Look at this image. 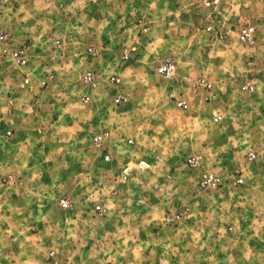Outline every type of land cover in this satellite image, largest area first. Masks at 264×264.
<instances>
[{
	"label": "rangeland",
	"instance_id": "374dc122",
	"mask_svg": "<svg viewBox=\"0 0 264 264\" xmlns=\"http://www.w3.org/2000/svg\"><path fill=\"white\" fill-rule=\"evenodd\" d=\"M91 1L113 7L110 28H91L98 38L73 32L71 10L47 12L59 0H0L9 34L0 36V127L13 131L0 136V257L2 248L19 264H264V0ZM143 15L144 34L129 24ZM35 17L50 27L44 43L25 25ZM61 19L69 31L56 30ZM246 26L250 41L239 36ZM23 44L25 62L13 54ZM165 58L178 66L173 79L156 73ZM85 67L106 71L89 104L78 96ZM106 75L121 79L124 104H112ZM139 157L152 168L122 175ZM205 171L221 177L218 188L200 187Z\"/></svg>",
	"mask_w": 264,
	"mask_h": 264
},
{
	"label": "built area",
	"instance_id": "2783aa9c",
	"mask_svg": "<svg viewBox=\"0 0 264 264\" xmlns=\"http://www.w3.org/2000/svg\"><path fill=\"white\" fill-rule=\"evenodd\" d=\"M202 1H203V5L206 7L222 5L223 3V0H202ZM93 2L95 1L93 0ZM71 17L72 15H70L69 19H71ZM128 23H125V25ZM129 24L133 25V27L139 26L140 32H142V34L146 33L149 30L148 21L146 20V17L144 15L138 17L134 21H130ZM129 30L130 28L125 27V31H129ZM254 32L255 29L253 26L243 27L239 34L240 39L243 41H250L253 38ZM0 36L2 39L5 40L9 39L8 33L2 32ZM51 44L56 48H62V51L58 53L59 56L65 54L63 47H65L66 42H65V37L63 35L61 36L59 35L53 38L51 40ZM74 44H76V42H74ZM31 52L32 50L27 45L23 44L22 46L16 48L13 51V54L16 57H18L19 61L22 60L23 62H25L24 59L27 56H30ZM85 53H87V56H89L90 58H96L99 56V50L95 45H90L86 49ZM56 55H57L56 53H49L50 57H56ZM130 56H131V50L124 49L122 51L123 58L127 59ZM177 70H178V66L175 63V61H173L171 58H165L161 60L156 66V73L163 79H173L177 73ZM105 72L106 71L104 67H100V68L85 67L83 68V70L79 72L78 80L81 88L79 89L78 96L83 103L89 104L95 100L96 97L95 91L100 85V80L103 78V75L101 74H104ZM105 81H107L108 84L112 86L111 93L112 91L116 90L113 93L112 104L114 106H120L124 104V102L127 100V95L122 92H118V87H120L121 85V79L117 75H106ZM29 82L30 80L26 78L24 82L21 83V85L25 86ZM204 85L211 86V83L206 82L204 83ZM48 86H49V79H44L41 81L40 87L46 88ZM185 104L186 103L184 100H180L177 103L179 107H184ZM217 119L218 118L216 117L215 120ZM12 133H13L12 129L10 128L5 129L0 127V136L4 135L5 137H10ZM92 142L98 149L102 151V153H104L105 159L108 160L111 158L112 153L109 149L106 150L107 141L103 134L96 133L95 135H93ZM124 144L128 146H132L134 144V139L132 137H129L126 139ZM255 156L256 154L254 152L249 153V158L251 160H253ZM188 162L190 165L198 166L201 161L194 156H190L188 158ZM151 168H152V163L148 158L139 157L134 160L132 159L129 160L128 162H125L121 167V173L124 176H129L136 171H149ZM243 181H244L243 177H238L235 182L237 184H240L243 183ZM221 183H222V179L219 175L211 171H205L202 174L199 185L203 189L212 190L218 188L221 185ZM68 204L69 203L67 200H62L63 207H67Z\"/></svg>",
	"mask_w": 264,
	"mask_h": 264
},
{
	"label": "crops",
	"instance_id": "0c3cea01",
	"mask_svg": "<svg viewBox=\"0 0 264 264\" xmlns=\"http://www.w3.org/2000/svg\"><path fill=\"white\" fill-rule=\"evenodd\" d=\"M60 1V4L62 5H55V6H60L59 8L55 7L54 5H52L54 2H51L49 3L50 5H45L46 7V10L47 12H50L52 11L53 12V9L55 8L56 10H60V8H62V10H71L72 13V17L70 19V22L69 23H72L73 27L76 28V31H73V32H78L81 36V33H88L89 31L93 32L91 30V28H97L99 29L100 27H105L107 26V28H110L111 25V20H109V15H111L110 13L112 12V9L110 8H113L112 6H109V5H94L92 3V1H84V0H59ZM99 6H103L104 10H107L108 14H106L107 18L104 17L105 16V11L104 12H101L102 10L100 9ZM49 7V8H48ZM55 11V10H54ZM100 11V13H99ZM74 12H79V13H74ZM38 17L35 19H33L32 23L28 20H26L25 22V25L30 29V30H33V36L34 37V41H35V38L36 40L44 43L45 39L44 40H41L42 39V34L44 33L43 31L46 30V23L43 24V26L41 27H38L37 25V21ZM58 19V18H57ZM37 21V22H36ZM93 21L95 22V24L92 26V23ZM41 22V21H40ZM58 22H60V24L64 27H66V29L62 28V27H57V26H61V25H58L56 23H53L56 27V30L57 31H64V32H67L69 31V28H68V21H63L61 19V21L59 20ZM106 22V24H104ZM66 24V25H65ZM37 27V29H36ZM84 27L86 28H89V29H84ZM47 28H50V27H47ZM82 30V31H81ZM83 30H86V32H83ZM43 32V33H42ZM61 32V33H62ZM94 34L97 35V38L99 36V32L96 31V32H93ZM107 36V35H106ZM104 36L102 35L101 38H103ZM109 38L107 37L105 41H107ZM37 42V41H36ZM41 43V48H43L44 46L42 45ZM35 44V43H34ZM37 45V43H36ZM40 47V46H39ZM1 251H2V255L0 257V264H3L4 261L6 262H10L9 264H19L18 260H16V258L14 256H9L6 254L5 252V249H2L1 248ZM10 257V259H8Z\"/></svg>",
	"mask_w": 264,
	"mask_h": 264
}]
</instances>
